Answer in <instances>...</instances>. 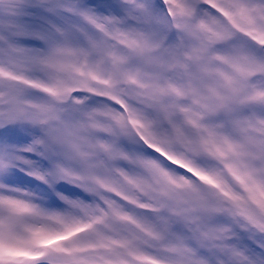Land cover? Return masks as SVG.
<instances>
[{"label": "snow or ice", "instance_id": "snow-or-ice-1", "mask_svg": "<svg viewBox=\"0 0 264 264\" xmlns=\"http://www.w3.org/2000/svg\"><path fill=\"white\" fill-rule=\"evenodd\" d=\"M0 264H264V0H0Z\"/></svg>", "mask_w": 264, "mask_h": 264}]
</instances>
